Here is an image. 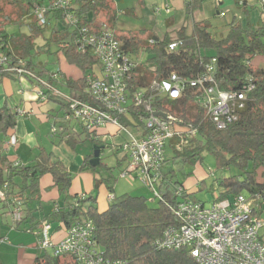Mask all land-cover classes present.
<instances>
[{"label": "trees", "instance_id": "16d2710c", "mask_svg": "<svg viewBox=\"0 0 264 264\" xmlns=\"http://www.w3.org/2000/svg\"><path fill=\"white\" fill-rule=\"evenodd\" d=\"M52 1L0 0V16L4 14L5 8H10L13 16H16L10 24H26L30 30L29 35L16 36L8 32L9 24L0 22V38L8 45L7 54L15 58L14 61L23 59L25 68L37 75L38 81L25 77L34 84L35 91L40 86L39 80L52 85L58 82V78L54 77L56 74L49 75L46 74V69H35L37 65L34 64L33 56L38 50L35 40L41 36L47 41V46L55 45L56 53H62L68 63L81 69L84 74L97 67L101 70L100 63L93 54H84L76 49L75 33L64 24L61 12H49L48 23L45 26L38 25L33 13L34 8L46 2L50 4ZM202 4L203 0L188 1L187 16L200 9ZM73 11L84 25H92L97 21L106 23L122 43L126 54L138 63L130 86L131 91L146 88L153 81L164 80L172 73L179 74L187 81L195 79L212 60H216L215 78L220 90L239 92L249 85L254 88L247 93L239 120L224 130L217 129L205 117L203 109L194 105L193 101L197 95L195 88H187L182 100H160L157 103L158 109L163 107L182 118L185 123H193L198 127L199 134L191 139L182 151H177L171 146L162 179L157 184L159 197L154 195V200H158L156 207L150 205L147 197L125 193L114 195V200L110 201L105 211L99 210L96 195L74 196L75 200H72L68 191L73 177L63 161L53 153L43 149L37 160L29 165L11 159L10 153L6 151V140L9 131L17 126L19 109L11 107L6 101L0 106V192L4 194L0 202L5 208L14 207L15 211L21 210L23 218L20 223L28 220L34 223L33 205L42 198L41 180L44 176L51 175L61 200L72 201L68 206L55 210L50 216L51 221L63 222L67 230L79 223L92 221L95 242L105 258L120 261L122 264H198L188 249L166 250L158 244L170 226L179 224L176 210L181 197L177 196V191L182 189L183 198L194 200L192 196L195 193H189L178 178L179 173L185 176L193 174L186 173V166L201 162L202 154L208 152L216 158L219 170L237 172L217 180L225 189L216 202L244 195L253 200L256 214H259V208L264 203V68L253 64L257 57L264 58V22L253 28L249 24L243 26L233 21L227 25V33L218 38L212 33V23L201 21L194 23L190 34L187 27L183 26L177 31V38L172 39L167 35L160 39L147 29L119 33L120 12L113 0H76ZM125 13L135 16L134 10H127ZM48 29L51 32L50 36L46 37ZM150 40H154V43L150 44ZM179 42L177 49L170 50L171 44ZM47 51L52 53L51 48ZM13 77L21 78L14 74L0 73V85L5 78ZM66 86L72 95L87 100L83 95L87 87L86 75L77 80L66 79ZM49 102L60 104V111L66 112L69 108V104L58 97L50 96L47 103ZM138 112H141L140 109L133 106L131 116H123L121 122L126 126H135ZM58 123L60 127L55 134L52 133L71 150L86 142L93 145L91 154L86 157L84 168H91L99 173L101 179L96 186L106 184L113 194L112 167L103 163L97 167L90 164L94 158L95 146H105V149L112 144L106 143L98 134L89 133L81 126H65L61 121L54 125ZM76 126L81 127V130L78 131ZM116 148L117 154L120 153V149L117 146ZM124 161L127 159H120L119 165ZM40 225L41 223H38L34 227L38 229ZM41 249L45 253L37 257L32 264H82L72 255L55 256L52 249Z\"/></svg>", "mask_w": 264, "mask_h": 264}, {"label": "built area", "instance_id": "2783aa9c", "mask_svg": "<svg viewBox=\"0 0 264 264\" xmlns=\"http://www.w3.org/2000/svg\"><path fill=\"white\" fill-rule=\"evenodd\" d=\"M75 1L53 0L50 4L36 6L33 13L38 25L45 26L49 12H61L64 24L75 33L76 49L97 58L102 77L95 73L87 76V87L83 92L87 100L65 95L54 85L41 80L35 91L37 98L41 103H47L50 96L64 99L69 104L61 119L65 125L75 124L98 135L104 128L115 127L119 136H124L117 147L127 159V167L121 176L136 175L159 197L157 184L162 179L171 146L182 151L191 139L198 136L199 129L163 107L158 109L157 103L162 99L182 100L187 88H195L194 105L203 109L205 117L217 129L224 130L239 120L247 93L254 86L249 85L239 92L220 90L215 78L216 60H212L195 79L187 81L172 73L146 88L131 91L138 63L126 54L122 43L106 23L82 24L73 11ZM156 12L159 14L161 9ZM166 12L170 13L169 6ZM149 42L153 44L154 40ZM179 44H171L170 50L174 51ZM7 50L8 45L0 38V73L38 81L37 75L25 68L24 60L14 61ZM133 106L141 111L137 113L138 121L135 126H126L121 118L131 116ZM17 113L18 117H24L30 112L19 109ZM52 132H57L56 125L52 126ZM182 193V189L177 191V196L181 197L176 210L179 224L164 232L158 243L160 248H186L198 264H264V244L259 236L264 223L254 212L253 200L238 195L233 200L215 202L207 208L200 201L183 198ZM0 198H4L2 192ZM109 200H114V195ZM13 215L16 221L22 218L20 209H16ZM50 229L51 225L45 222L40 233V247L52 249L55 256L69 254L82 264H122L100 253L94 239V224L90 220L69 228L59 243H54L49 236Z\"/></svg>", "mask_w": 264, "mask_h": 264}, {"label": "crops", "instance_id": "0c3cea01", "mask_svg": "<svg viewBox=\"0 0 264 264\" xmlns=\"http://www.w3.org/2000/svg\"><path fill=\"white\" fill-rule=\"evenodd\" d=\"M153 1L155 14L157 16H161L163 13L166 15L163 23V30L159 29L157 26H151L134 32L147 29L152 31L160 39L165 38L167 35H169L170 38L175 39L177 38V31L183 26L187 27V32L190 34L195 22L210 21L213 25L214 21L224 18L229 19L227 25L235 21V23H241L243 26L249 24L253 28L259 27L264 22V0H203L201 8L194 11L189 17L186 13V4L191 0ZM167 6L170 7V13L166 12ZM157 9H161L159 14L156 12ZM135 16L138 17L136 13ZM59 26L62 25L59 24ZM253 64L264 68V58L257 57L253 61ZM66 79L72 78L65 77V87H67ZM13 80H18L19 85L13 84ZM69 95L72 94L70 93ZM6 101L11 107L30 112L24 117H19L17 126L8 133L6 151L10 153L11 159L16 160L23 165H29L37 160L41 150L45 149L46 151L53 153L55 157H58L63 161L73 177L72 185L68 191L72 200L74 199V196L96 195L99 203V210L105 211L110 204V196L117 194L114 187L112 194L108 189V185L106 187H103L102 185L96 186L97 182L101 179V175L93 171L91 168H84L86 157L91 154L92 149L86 153H79L78 148L71 150L61 142V139H59L58 136H55L56 138L52 141L53 147L48 148V141L44 139V131L41 127L43 128L45 125H48L49 129H52V126L56 122H60L62 116L65 114V110L60 111V104L54 102L58 105V109H56L54 107H49L52 102L43 103V106L38 107L37 112L36 104L39 105L41 102L37 98L34 84L30 80L17 79L16 77L5 78L0 85V106ZM77 127L78 126H76V129ZM99 136L102 140L106 141V143H111V138L116 140L117 138L121 139L124 137L119 136L117 129L113 126L102 129L99 132ZM118 145L119 144H112L111 148H116ZM118 155L120 156L121 153H118ZM120 159H123L122 155L120 156ZM197 165L198 164H196V166ZM206 177H202L200 172L198 173V176L196 175L195 177V173H193L192 176L187 178L184 182L185 189L189 193L196 190L197 192L200 191L202 185L205 183ZM216 184L220 187L218 181H216ZM41 189L42 198L40 201H36L33 205L35 210L34 223L31 222V220L20 223L21 220L16 221L13 215L14 211L12 212L13 221L17 224V226H13V229L20 230L22 227L23 230L27 231L30 235H34V238L31 236L32 238L29 240L28 246L21 245L18 253V264H32L37 257H40L45 253L44 250L40 248L41 237L39 235L43 223L47 222L51 225L49 236L54 243L62 241L67 233L66 225L61 221H51L50 216L55 210L59 209V207L68 206L72 202L71 199L66 201L61 200L59 190L57 187H54V179L51 175H46L42 178ZM213 189L215 190V193L211 197L215 203L224 190L219 189L218 191L214 186ZM101 192L105 193L103 201L100 200ZM228 200L233 199L230 198ZM258 215L264 223V203L261 204ZM38 223H41V225L40 228L37 229L34 226ZM259 236L264 244V226L260 229ZM2 238L6 237L0 236V239ZM49 252H51V250H49Z\"/></svg>", "mask_w": 264, "mask_h": 264}, {"label": "rangeland", "instance_id": "374dc122", "mask_svg": "<svg viewBox=\"0 0 264 264\" xmlns=\"http://www.w3.org/2000/svg\"><path fill=\"white\" fill-rule=\"evenodd\" d=\"M113 2L120 12L118 25L119 33L141 30L149 28L151 26H157L159 27V29L163 30V23L166 15L164 13L161 16H157L155 14L153 0H113ZM46 4L48 3L46 2ZM127 10H134L138 17L126 14L125 11ZM13 15L14 13L12 9L5 8L4 14L0 16L1 24H9L7 26V30L10 34H14L16 36H20L22 34L29 35L30 30L26 24H10V22L14 21L16 18V16ZM4 16L5 20H3ZM228 22L229 19L224 18L218 21H214L212 33L218 38L221 36V34L225 35L227 33ZM26 23H28V21H26ZM50 32V29L46 31V37L50 36ZM35 44L36 48L38 49L37 51H35L33 56L34 64L37 65V68H35L36 71H39L42 68L44 70H47L46 74L52 73L59 76L57 80L58 82L55 84V88L65 95L70 94V90L65 87V77L77 80L82 78L84 75L88 76L93 73L102 77V72L99 67H97L95 70H89L87 74H84L81 69L68 63L62 53L57 54V48L55 45H52L51 47L47 46V41L42 36L35 40ZM49 48H51L52 53H48L47 50ZM20 79L28 80L25 77H21ZM13 84L19 85L18 80H13ZM42 104L43 103H40L39 105L36 104L37 112L38 107L43 106ZM49 107L58 109V105L54 102L50 103ZM56 127L59 128L60 123L56 124ZM41 129L44 131V139L48 141V148L53 147L52 141L56 137L55 135H53L52 129H49L48 125H45L43 128L41 127ZM77 130L80 131L81 127H77ZM123 139V137L121 139L117 138L116 140L111 138V144H121ZM92 147L93 145L90 142H86L78 147V152L86 153L91 150ZM116 149L117 148L114 147H107L104 149V152L101 155V163L107 165L108 167H112V173L114 176V180L112 181V183L113 187L115 188L116 194L122 195L127 193L133 196H144L149 199V203L152 207H156L158 205V200H154V193L148 186L144 185L139 178H136V175L128 177L121 176L127 166V162H123L119 165L121 155L119 156L117 154ZM197 164V166H186V173H195L196 177V175L198 176V173L200 172L202 177H207L200 191H194L195 195H193L192 197H194L193 199L195 201H201L202 203H204L205 207H212L214 202L211 196L215 193L213 186L216 187L218 191L219 189H225L221 186L218 187L216 181L218 179L233 175L237 172L235 170H219L217 168L216 158L214 157V155L208 152H204L202 154V160ZM191 176L192 175L185 176L182 173L178 174L179 180L183 183L187 180V178ZM101 185L103 187L107 186L106 184ZM191 192L194 193L193 191ZM104 195L105 193L101 192L100 200H104ZM13 211H15L14 207L5 208L4 204L0 202V236L6 237L0 239L3 240V243L0 244V264H18V253L21 245L28 246L29 240L34 236L23 230L21 226L20 230L13 229V226H17V224L13 221Z\"/></svg>", "mask_w": 264, "mask_h": 264}, {"label": "water", "instance_id": "95a60500", "mask_svg": "<svg viewBox=\"0 0 264 264\" xmlns=\"http://www.w3.org/2000/svg\"><path fill=\"white\" fill-rule=\"evenodd\" d=\"M104 149V146H95L94 147V158L91 160L90 164L92 167H97L101 163V151Z\"/></svg>", "mask_w": 264, "mask_h": 264}]
</instances>
